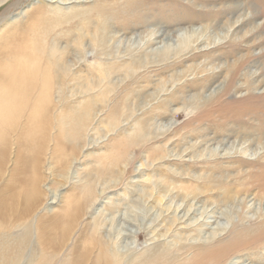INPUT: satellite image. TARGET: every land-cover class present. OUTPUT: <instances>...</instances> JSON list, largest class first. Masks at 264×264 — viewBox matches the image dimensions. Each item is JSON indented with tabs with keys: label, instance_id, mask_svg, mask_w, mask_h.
Instances as JSON below:
<instances>
[{
	"label": "rangeland",
	"instance_id": "rangeland-1",
	"mask_svg": "<svg viewBox=\"0 0 264 264\" xmlns=\"http://www.w3.org/2000/svg\"><path fill=\"white\" fill-rule=\"evenodd\" d=\"M12 67L0 264H264V0H0Z\"/></svg>",
	"mask_w": 264,
	"mask_h": 264
},
{
	"label": "bare ground",
	"instance_id": "bare-ground-1",
	"mask_svg": "<svg viewBox=\"0 0 264 264\" xmlns=\"http://www.w3.org/2000/svg\"><path fill=\"white\" fill-rule=\"evenodd\" d=\"M65 3V2H64ZM233 25V24H232ZM229 30V29H228ZM167 36V38H168V35H166ZM192 36V35H191ZM158 37V36H157ZM184 37V36H183ZM156 38V37H155ZM200 38V37H199ZM181 39V38H180ZM175 42V41H174ZM170 46V45H169ZM162 47V46H161ZM22 67H24V66H22ZM15 68V67H14ZM12 69H13V67H12ZM9 70V68L7 69V70H9V74H7V75H5V76H3V74H6V72H3V73H1L0 74V82L2 81V83H0V84H2V88H5V91H7L8 93H10V95L11 96H14L15 98H17V105L15 104V106H19L20 105V103H21V101H22V97H20L18 94H17V92H21V90H20V88H21V85L23 84L24 85V82H25V73H23L24 75L22 76V71L20 70V72L19 71H17V70H15V69H13V70ZM23 69V68H22ZM5 70V69H4ZM6 71V70H5ZM1 72V71H0ZM8 72V71H7ZM29 72V71H28ZM43 78H44V76H43ZM27 80H28V78H27ZM43 80V79H42ZM41 80V81H42ZM24 81V82H23ZM41 83H43V81L41 82ZM34 89V88H33ZM42 89V85H41V88H40V90ZM1 91V90H0ZM4 91V90H3ZM2 93V92H1ZM16 93V94H15ZM41 93H39V95H40ZM9 95V94H8ZM36 96H38V95H36ZM7 97V96H6ZM35 98H37V97H34V101L32 102V110H31V112L29 113V115H28V117L26 118V121H27V125L28 126H30V125H32V124H35V121L37 120V117H38V115L35 113V109L36 108H34L35 107V105H36V101H35ZM4 101H5V99H4ZM5 104V103H4ZM39 104V103H38ZM12 107V106H11ZM7 109V108H6ZM34 119V120H33ZM30 122H32V123H30ZM27 126V128H28V132L30 133L31 131H32V128L31 129H29V127ZM33 128H34V126H33ZM33 133V132H32ZM195 209V208H194ZM196 210V209H195ZM191 214H192V210H190V209H188L185 213H183V214H181V215H177V217H176V219H177V223L178 224H182V223H184V221H186L187 219H189V217L191 216ZM126 224V223H125ZM208 224V223H207ZM204 226V225H203ZM125 235V234H124ZM215 258H217V255L216 254H214L213 255V258H210V259H214V260H216ZM216 262V261H215Z\"/></svg>",
	"mask_w": 264,
	"mask_h": 264
}]
</instances>
